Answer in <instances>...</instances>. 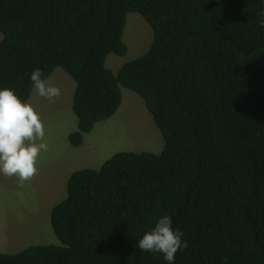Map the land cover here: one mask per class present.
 Returning a JSON list of instances; mask_svg holds the SVG:
<instances>
[{
  "label": "trees",
  "instance_id": "1",
  "mask_svg": "<svg viewBox=\"0 0 264 264\" xmlns=\"http://www.w3.org/2000/svg\"><path fill=\"white\" fill-rule=\"evenodd\" d=\"M153 30L126 56L128 16ZM264 0H0V89L28 102L31 73L76 82L74 148L138 94L161 153H116L74 172L51 213L61 245L0 253V264H168L139 239L170 216L187 248L174 264H264Z\"/></svg>",
  "mask_w": 264,
  "mask_h": 264
},
{
  "label": "rangeland",
  "instance_id": "2",
  "mask_svg": "<svg viewBox=\"0 0 264 264\" xmlns=\"http://www.w3.org/2000/svg\"><path fill=\"white\" fill-rule=\"evenodd\" d=\"M123 39L129 47L127 55L112 53L106 60L115 74L149 50L153 30L140 14L131 13ZM47 82L61 89L60 97L49 102L34 91L29 100L44 122L49 148L40 154L38 174L23 185L15 177L0 175V253L17 254L32 245H61L51 225V213L67 198L68 181L74 172L98 170L118 152L159 154L164 149L162 133L143 99L126 88H122L118 113L96 125L81 147H72L68 138L78 128L72 105L76 82L62 68Z\"/></svg>",
  "mask_w": 264,
  "mask_h": 264
},
{
  "label": "clouds",
  "instance_id": "3",
  "mask_svg": "<svg viewBox=\"0 0 264 264\" xmlns=\"http://www.w3.org/2000/svg\"><path fill=\"white\" fill-rule=\"evenodd\" d=\"M264 27V21L261 22ZM30 79L36 94L49 102L60 97L61 89L43 78L40 69H34ZM45 126L31 102H24L12 89H0V175L15 177L20 185L38 174L41 152H48ZM183 233L172 228L170 216H162L154 228L145 232L137 243L140 251L162 253L168 264H174L175 255L187 242Z\"/></svg>",
  "mask_w": 264,
  "mask_h": 264
},
{
  "label": "crops",
  "instance_id": "4",
  "mask_svg": "<svg viewBox=\"0 0 264 264\" xmlns=\"http://www.w3.org/2000/svg\"><path fill=\"white\" fill-rule=\"evenodd\" d=\"M0 41H1V40H0ZM52 75H53V74H52ZM52 75H51V76H52ZM51 76H50V77H51ZM50 77H49V78H50ZM75 90H76V88H75ZM34 91H35V90H34ZM34 91H33V92H34ZM74 94H75V92H74ZM31 98H32V96H31ZM31 98H30V99H31ZM72 105H73V104H72Z\"/></svg>",
  "mask_w": 264,
  "mask_h": 264
},
{
  "label": "bare ground",
  "instance_id": "5",
  "mask_svg": "<svg viewBox=\"0 0 264 264\" xmlns=\"http://www.w3.org/2000/svg\"><path fill=\"white\" fill-rule=\"evenodd\" d=\"M136 49V48H135Z\"/></svg>",
  "mask_w": 264,
  "mask_h": 264
}]
</instances>
